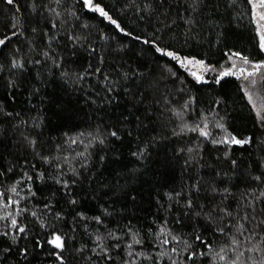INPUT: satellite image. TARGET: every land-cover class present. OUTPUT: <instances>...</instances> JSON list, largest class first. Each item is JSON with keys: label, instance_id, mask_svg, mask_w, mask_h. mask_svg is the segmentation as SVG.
<instances>
[{"label": "snow or ice", "instance_id": "snow-or-ice-1", "mask_svg": "<svg viewBox=\"0 0 264 264\" xmlns=\"http://www.w3.org/2000/svg\"><path fill=\"white\" fill-rule=\"evenodd\" d=\"M2 2L0 264H264V0Z\"/></svg>", "mask_w": 264, "mask_h": 264}, {"label": "trees", "instance_id": "trees-1", "mask_svg": "<svg viewBox=\"0 0 264 264\" xmlns=\"http://www.w3.org/2000/svg\"><path fill=\"white\" fill-rule=\"evenodd\" d=\"M20 2L23 3L24 0H20ZM105 2L109 3L110 0H105ZM7 7H9V6L4 5L2 0H0V13L5 12ZM88 15L91 16L90 13ZM92 23L97 24L101 28H105V29L110 28V26L107 25V22H102L100 20V18H98V17L96 19L92 20ZM140 27L143 28L144 25H141ZM228 44H229V46L235 45V47L237 49H243L245 51H254V49L252 48V45L250 43V33L244 31L243 29H236L235 31H233L230 34ZM196 50L197 51H203L206 49L197 48ZM213 51L215 52V55L213 57V62L222 61L225 59L222 50L214 49ZM182 71L183 70H181V72ZM187 79L190 81L189 87H192L194 82H191L190 77H188ZM235 83H236V81L234 80V78H228L224 82L223 91L226 92L230 96L231 100L237 101V104L235 106V110L231 112V114L235 117L233 127L238 129L241 132H245L246 129L251 128V122L249 120L245 119V117L247 116L248 110L244 106V103L240 102V97L236 94L235 87H234ZM210 87H214V86L211 84L208 86H202V85H196L195 86L196 94L199 95L201 97V99L204 100L205 105H207V100L211 99V94L209 93ZM0 98H2V97H0ZM19 99L22 100L23 98L19 97ZM24 107H25V104L20 103V104L16 105V110L20 111ZM87 128H88V121L86 119L83 122H81L79 120L73 121V122L69 123L67 127L60 128V129L55 128V122L53 121V125H51L49 128L44 130V136L41 137V140L42 141H48L49 139L55 140L56 137L61 136L63 134V132H65V131H71L72 133H75L76 131L85 130ZM189 135H193V134H189ZM178 140H179V138L171 137L170 138L171 142L168 143V148H172V147L176 146ZM9 147L10 148L12 147V141H9ZM45 147H47V144H45ZM211 147L212 146L210 144L206 145V148H211ZM29 159H31L30 156H29ZM173 167L175 168L174 172L171 170L161 169V183H166L169 187H173V186L177 185L179 183V180H180L181 169L179 166V161H177L173 165ZM89 207L91 208L90 205H89ZM155 211H156L155 205L154 204L148 205L146 202L145 205L142 207V209L139 210V212H138V215L141 219V222L146 224L144 217L152 215V213H154ZM89 214L90 215L95 214V209H92L89 212ZM34 264H35V262H34Z\"/></svg>", "mask_w": 264, "mask_h": 264}]
</instances>
